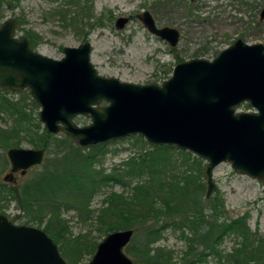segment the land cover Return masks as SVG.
I'll return each mask as SVG.
<instances>
[{
    "label": "water",
    "instance_id": "95a60500",
    "mask_svg": "<svg viewBox=\"0 0 264 264\" xmlns=\"http://www.w3.org/2000/svg\"><path fill=\"white\" fill-rule=\"evenodd\" d=\"M139 18L172 47L180 42V31L159 27L149 10ZM128 22L119 17L115 26L122 29ZM16 30V18L0 24V87L29 89L40 105V121L51 133H65L82 147L140 135L154 146L188 150L207 162L208 197L216 189L214 169L224 162L264 182V44L239 38L213 59L180 61L161 83L142 84L100 75L89 40L64 46V56L56 59L32 49ZM245 103L250 110L240 108ZM79 116L90 123H76ZM45 153L44 148H10L11 171L5 180L40 165ZM133 234L132 228L110 232L88 264H133L124 250ZM0 264L68 262L43 229L15 224L0 213Z\"/></svg>",
    "mask_w": 264,
    "mask_h": 264
},
{
    "label": "rangeland",
    "instance_id": "374dc122",
    "mask_svg": "<svg viewBox=\"0 0 264 264\" xmlns=\"http://www.w3.org/2000/svg\"><path fill=\"white\" fill-rule=\"evenodd\" d=\"M190 2L194 4L191 13H189ZM64 3V0H20L15 5H6L0 10V24L7 18H16V35L26 36V33L32 35L31 32L37 34L41 39L37 38L35 50L56 59L64 56L62 52L64 46L77 47L82 42L89 40L92 44L91 61L100 75L115 76L122 81L142 84L161 83L167 79L172 74L173 67L178 63V58H181L180 61L194 57L213 59L220 51L239 38L249 44H264V18L260 17L264 0H195L194 2L191 0H81L80 5L86 6L85 11L90 12L91 19H83L82 23L76 26L70 25V21H63V18H60ZM64 8L71 14L78 10V7L72 4L64 6ZM146 10L153 14L159 27L170 26L180 31L181 38L177 46L172 47L167 41L148 31L139 18ZM119 17L129 18V22L122 29L115 26ZM198 51L204 53L196 55ZM23 91H13L7 95L17 100ZM26 109L40 121V105L36 108L28 101ZM31 120L28 132L20 133L17 146L3 149L0 145V181L19 190L51 164L57 151L53 140L49 147H34L32 145L30 137H35L37 133L34 130H39V128L36 127L37 120ZM75 121L80 125L90 123V119L84 116L77 117ZM40 123L42 122L40 121ZM13 125L12 116L1 114L0 129H10ZM42 127L44 128L43 123ZM62 134L65 133L55 135L62 136ZM136 136L104 142L106 146L104 154L101 155V168L105 172L119 170L124 173V170L128 168L125 162L132 158L138 160L140 156L151 151L154 145L149 144L144 138L141 140ZM72 141L73 146H80L73 139ZM12 147L44 148L46 150L44 160L40 165L28 169L25 174L18 172L9 180H5L6 175L11 171L7 151ZM173 147L160 152L170 159L172 166L178 165L180 170L187 167L194 168L191 172L196 173L199 176L198 180L205 184L202 199L204 206H209L206 198H217V205L222 208L220 221L245 217L251 232H255L257 237L264 238V182L240 174L232 168L230 163L224 162L214 169L216 189L208 197V184L204 176L207 162L188 150H185L187 153L183 154L182 150L184 149ZM3 153L6 157H3ZM193 157L202 160L200 163L201 172L194 167ZM5 158H7V164L3 167ZM96 166L100 167L98 164ZM127 178L130 179V177ZM137 180L138 176H133L134 183ZM113 194H124L128 197L132 194V190L124 188L119 183L101 187L90 199L89 209L93 214L88 219L86 216L81 218L76 208H61L59 214L68 227V231L65 232L66 238L71 241L68 235L75 237L85 234L88 235V245L96 242L99 244L107 236L104 231L105 227L100 223V219H102L100 214L108 209V197ZM0 204L3 205L0 213L19 225H30L44 230V226L51 216L48 211L44 222L40 224L39 220L32 216L36 213H29L21 207L19 200L11 198L10 195L0 199ZM108 217L105 215V219ZM147 220L148 218L142 222L150 224ZM113 223L118 225L119 221ZM143 228H132L134 234L127 246L136 245L137 242L140 243L143 240ZM185 232L190 235L187 230ZM241 244L242 238L237 234H231L225 236L215 248L222 255H226L235 251ZM127 246L124 249L126 254L135 261V256L128 252ZM153 246L161 248L165 252L171 251L173 259L177 263L187 250V242L182 237V232L175 228L166 229L162 233L160 241ZM95 252L86 253L79 264H88ZM63 257L68 262V259ZM138 264L145 263L139 260ZM200 264H219V260L215 254H211Z\"/></svg>",
    "mask_w": 264,
    "mask_h": 264
},
{
    "label": "trees",
    "instance_id": "16d2710c",
    "mask_svg": "<svg viewBox=\"0 0 264 264\" xmlns=\"http://www.w3.org/2000/svg\"><path fill=\"white\" fill-rule=\"evenodd\" d=\"M19 1L0 0V10ZM64 2L60 12L63 21L68 20L70 25L76 26L82 23L83 19H91L90 12L85 11L86 6L80 5L81 0ZM70 4L78 7L76 13L71 14L64 8ZM193 5L189 3V13L192 12ZM31 33L32 35L26 33V36L31 48L35 49L37 38L41 37ZM197 53L196 55H199L204 52ZM178 59L180 62L181 58ZM10 92L13 91L0 87V116L8 114L14 121L10 129H0L2 148L17 146L20 133L28 132V125L31 119H34L37 120L36 127L39 130H34L37 134L30 137L32 145L49 147L53 140L57 151L51 164L37 177L25 183L20 190L0 181V199L10 195L11 198L19 200L22 208L29 213H36L32 216L39 220L40 224L50 211L51 216L44 226V231L53 238L61 254L68 259V264H79L86 253L95 252L98 243L88 245V235L85 234L75 237L68 235L71 239L69 241L65 236L68 227L59 214L60 209L76 208L81 218L86 216L88 219L93 214L89 209L92 195L101 187L117 183L124 188H130L132 194L128 197L124 194H113L108 197V209L100 214L102 218L100 223L105 227V234L121 228L144 227L143 240L136 245L127 246L128 252L136 258L133 264H138L139 260L145 264H200L211 254H215L219 264H264V238L257 237L255 232H251L245 217L220 221L222 208L218 207L217 198H206L209 206H204L202 199L205 184L198 180L199 176L196 173L191 172L194 168L180 170L178 165L172 166L170 159L160 152L174 148L172 145L153 146L150 152H146L138 160L135 158L128 160L125 162L128 168L124 173L119 170L107 173L101 168V155L104 154L106 143H99L88 149L73 146L71 137L49 132L42 127L38 117L34 118L26 109L28 101L33 107L39 106L29 89L21 92L17 100L7 95ZM240 107L244 110L250 109L247 103ZM136 137L143 140L140 135ZM182 153L187 152L182 150ZM3 157H6L4 153ZM193 159L194 167L200 171L202 160L197 157ZM3 162L5 167L7 158ZM97 164L100 167L96 166ZM133 176H138L136 183ZM1 209L3 205L0 204ZM105 215L109 216L108 219H105ZM147 218L150 224L142 222ZM114 221H119V224L115 225ZM168 228L180 230L187 242V250L178 263L173 259L171 251L165 252L153 246L160 241L162 233ZM185 230L190 232V235L186 234ZM231 234L239 235L242 244L232 253L222 255L215 246L225 236ZM89 248L91 249L87 250Z\"/></svg>",
    "mask_w": 264,
    "mask_h": 264
}]
</instances>
